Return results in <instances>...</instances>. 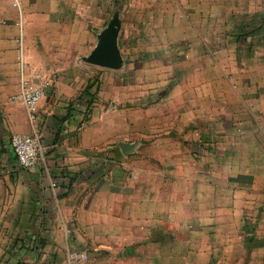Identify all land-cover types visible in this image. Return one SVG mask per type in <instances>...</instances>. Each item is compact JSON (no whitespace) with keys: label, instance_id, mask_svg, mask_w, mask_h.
<instances>
[{"label":"crops","instance_id":"0c3cea01","mask_svg":"<svg viewBox=\"0 0 264 264\" xmlns=\"http://www.w3.org/2000/svg\"><path fill=\"white\" fill-rule=\"evenodd\" d=\"M189 3L217 5L218 18L220 4H248L253 20H264V0ZM116 4L0 0V264H177L176 206L170 191L162 192L157 180L145 175V156L134 154L160 145L149 138L163 127L153 131L145 125L151 105L169 120L182 110L187 123L165 130L190 133L192 142L194 100L201 120L209 111L208 92L203 87L194 94L191 86L172 90L177 72L176 61H170L175 66L167 69L144 62L136 78L147 87L133 94L118 35L112 66L95 63L100 41L113 32ZM251 52L246 92L231 91L226 76L217 82L223 90L218 100L240 104L231 109L238 120L201 126L196 136L203 145L200 157L208 160L215 152L219 163L233 164L222 178L240 174L250 182L238 187L240 196L257 198L264 195V46L256 44ZM23 77L44 83L35 123L11 100ZM15 133H36L40 139L42 151L31 168H22L10 147ZM190 141L177 146L183 145L184 158L191 160L197 155ZM175 165L169 167L174 174ZM80 254L87 258L76 259Z\"/></svg>","mask_w":264,"mask_h":264},{"label":"rangeland","instance_id":"374dc122","mask_svg":"<svg viewBox=\"0 0 264 264\" xmlns=\"http://www.w3.org/2000/svg\"><path fill=\"white\" fill-rule=\"evenodd\" d=\"M117 1L118 4L113 5L114 10H119L114 11L113 32L119 36V45L128 60L131 92L137 94L138 87H147L143 82L138 83L136 78L144 62L167 69L175 66L170 61H176L177 72V88L175 85L172 90L188 91L191 86L194 94L201 92L203 87L208 92L209 111L201 120L200 109L194 100L191 123L196 131L192 133V142L188 140L190 133L171 134L165 130L177 122L187 123L189 117L182 110L178 109L177 115L169 120L168 113L162 108L153 111L151 105L148 107L151 113L145 116L148 119L145 125L149 124L153 131L156 126L163 127V130L152 132L150 136H153L149 138L147 135L146 139L156 138L160 145L153 147L149 144L144 152L140 150L134 154L145 156V175L155 178V186H160L162 192L170 191L171 201L176 206L177 264H188L191 254L192 264H264V195L257 198L250 193L240 196L242 191L238 187L249 184V180L240 174H236L237 179H223L225 172L232 171L233 164L219 163L215 152L208 160L206 157L202 159L203 145L196 136L201 126H215L220 120L227 126L238 120V112L231 109L240 104L237 100L236 105L228 99L218 100L223 90L217 82L226 76L232 84L231 91L246 92L249 69L254 63L251 48L256 44L264 46V20H253L249 5L243 3L220 4L218 18L217 5L212 3ZM258 29L261 32L255 34L253 31ZM182 63L187 68L181 66ZM172 86L173 83L170 87L166 84L164 91H169ZM222 114L225 122L220 119ZM209 134L215 139L214 133ZM133 137L135 139L136 135ZM185 140L190 141L192 153L197 155L191 160L182 154L185 147L177 146ZM168 155L175 157L169 158ZM175 161L176 165L169 164ZM172 165L176 166L175 174L169 168ZM201 221L203 227H200Z\"/></svg>","mask_w":264,"mask_h":264},{"label":"built area","instance_id":"2783aa9c","mask_svg":"<svg viewBox=\"0 0 264 264\" xmlns=\"http://www.w3.org/2000/svg\"><path fill=\"white\" fill-rule=\"evenodd\" d=\"M16 6V3H12ZM44 83H35L28 77H23L19 88L11 96V100L21 103L28 114L29 119L35 123L39 103L44 95ZM10 147L19 163V165L28 169L35 165L42 151V144L36 133L24 134L15 133L10 137ZM87 256L80 254L76 259L85 260ZM75 259V260H76Z\"/></svg>","mask_w":264,"mask_h":264},{"label":"water","instance_id":"95a60500","mask_svg":"<svg viewBox=\"0 0 264 264\" xmlns=\"http://www.w3.org/2000/svg\"><path fill=\"white\" fill-rule=\"evenodd\" d=\"M115 36L114 32L102 38L98 49L93 56V61L101 66H112L115 61Z\"/></svg>","mask_w":264,"mask_h":264}]
</instances>
